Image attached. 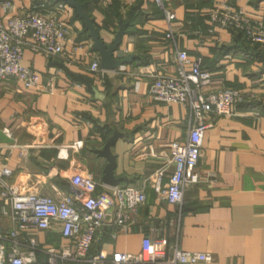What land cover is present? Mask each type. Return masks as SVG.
<instances>
[{"label": "crops", "instance_id": "obj_1", "mask_svg": "<svg viewBox=\"0 0 264 264\" xmlns=\"http://www.w3.org/2000/svg\"><path fill=\"white\" fill-rule=\"evenodd\" d=\"M7 1L12 10L1 12L4 24L13 14L36 6L55 14L68 29L65 56L25 49L23 64L40 73L37 87L11 80L0 89V169L11 171L4 180L17 192L76 199L70 178L85 171L98 181L97 193L108 190L113 185L102 179L108 160L101 151L112 141L114 174L122 179L118 185L143 190L146 201L136 214L139 230L124 233L108 225L98 233L93 253L103 247L137 252L144 231L162 227L169 242L177 239L185 250L212 253L211 264H264V50L233 32L211 31L209 17L212 6L227 2L264 20V0H169L176 13L172 38L166 36L169 24L154 0H79L107 44L114 41L120 24L129 21L115 56L132 58L103 73L91 69L100 57L84 21L68 3H0ZM177 49L200 59L216 85L254 95L232 115L203 119L207 127L199 180L185 189L182 205L167 200L173 170L168 145L186 140L192 116L178 103L155 101L149 95L152 75L176 70ZM161 168L165 174L157 188ZM3 202L0 193V208ZM0 224L13 226L1 210ZM60 229L57 224L20 236L24 244L34 236L42 247H59L68 244ZM40 259H46L44 253Z\"/></svg>", "mask_w": 264, "mask_h": 264}, {"label": "built area", "instance_id": "obj_2", "mask_svg": "<svg viewBox=\"0 0 264 264\" xmlns=\"http://www.w3.org/2000/svg\"><path fill=\"white\" fill-rule=\"evenodd\" d=\"M154 1L169 24L166 36L172 38L171 23L176 13L169 7V0ZM60 5L66 8L65 4ZM11 7L8 1L0 3V89L11 80L28 88L37 87L40 73L23 64L24 51L30 48L46 56H65L67 24L36 6L23 14H13L4 24L1 12L11 11ZM209 17L213 24L211 31H240L249 43L264 48V20L253 18L227 2L212 6ZM175 63L173 73L152 75L149 95L155 101L178 103L192 116L186 140L168 145L173 170L169 175L167 200L182 205L185 189L199 180L197 167L207 127L203 119L207 115H232L238 105L253 100L254 95L248 90L216 85L212 71L203 67L200 59L191 58L186 50L175 51ZM91 69L98 73L106 70L98 58ZM255 115H259L258 110ZM151 153L156 155L154 151ZM10 174L9 169H0V193L4 201L0 210L13 223L11 228L0 224V264H211L215 261L210 252L185 250L177 239L169 242L162 227L144 231L137 252L109 251L103 247L93 253L92 245L106 226L124 233L139 230L136 214L146 201L143 190L133 185H115L97 193L99 183L93 175L76 171L70 180L78 191L77 198L67 195L56 199L44 193L17 192L4 180ZM164 174V168L157 171V188ZM57 224L68 240L67 245L45 248L34 236L28 237L25 244L21 240L23 232L48 231ZM41 253L45 254L44 261L40 259Z\"/></svg>", "mask_w": 264, "mask_h": 264}, {"label": "water", "instance_id": "obj_3", "mask_svg": "<svg viewBox=\"0 0 264 264\" xmlns=\"http://www.w3.org/2000/svg\"><path fill=\"white\" fill-rule=\"evenodd\" d=\"M63 1L73 7L77 11L79 17L84 21L85 28L88 31V36L92 39V48L98 53L102 68L107 70L114 69L119 65L130 62L132 58L130 56L125 58L115 56V52L119 49L124 35L128 33L127 26L129 21L120 24V28L116 33L114 41L111 44H107L101 39L92 17L84 10L83 5L79 0ZM111 144L112 141L107 143L105 148L101 151V154L108 160V165L104 170L102 179L105 183L115 186L118 185L122 179L120 177H116L114 174L116 160L110 151Z\"/></svg>", "mask_w": 264, "mask_h": 264}, {"label": "trees", "instance_id": "obj_4", "mask_svg": "<svg viewBox=\"0 0 264 264\" xmlns=\"http://www.w3.org/2000/svg\"><path fill=\"white\" fill-rule=\"evenodd\" d=\"M81 2V1H80ZM235 35H238L239 37H242L244 39V41H247L244 37V34L242 32H233ZM248 42V41H247ZM258 46V45H257Z\"/></svg>", "mask_w": 264, "mask_h": 264}, {"label": "rangeland", "instance_id": "obj_5", "mask_svg": "<svg viewBox=\"0 0 264 264\" xmlns=\"http://www.w3.org/2000/svg\"><path fill=\"white\" fill-rule=\"evenodd\" d=\"M246 39V38H245ZM249 43V42H248ZM250 45H253V44H251V43H249ZM258 47H260V46H258ZM260 49H263L264 50V48H262V47H260ZM65 264H75V263H73V262H66Z\"/></svg>", "mask_w": 264, "mask_h": 264}]
</instances>
